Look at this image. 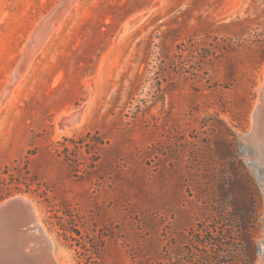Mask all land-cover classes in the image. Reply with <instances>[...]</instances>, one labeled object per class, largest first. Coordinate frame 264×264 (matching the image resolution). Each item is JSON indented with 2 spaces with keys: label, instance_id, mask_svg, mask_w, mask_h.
Returning a JSON list of instances; mask_svg holds the SVG:
<instances>
[{
  "label": "rangeland",
  "instance_id": "374dc122",
  "mask_svg": "<svg viewBox=\"0 0 264 264\" xmlns=\"http://www.w3.org/2000/svg\"><path fill=\"white\" fill-rule=\"evenodd\" d=\"M59 1L0 0V203L32 200L65 264L53 208L122 231L140 215L250 231L264 264V160L240 142L264 84V0H76L9 87Z\"/></svg>",
  "mask_w": 264,
  "mask_h": 264
},
{
  "label": "trees",
  "instance_id": "16d2710c",
  "mask_svg": "<svg viewBox=\"0 0 264 264\" xmlns=\"http://www.w3.org/2000/svg\"><path fill=\"white\" fill-rule=\"evenodd\" d=\"M48 223L68 248L77 264H254L255 235L250 231L213 228L171 229L162 216H138L129 230L99 228L93 215L75 214L70 208H53ZM90 216V219H89ZM93 218V219H91ZM114 243V250H106ZM106 255L110 262L101 263Z\"/></svg>",
  "mask_w": 264,
  "mask_h": 264
},
{
  "label": "water",
  "instance_id": "95a60500",
  "mask_svg": "<svg viewBox=\"0 0 264 264\" xmlns=\"http://www.w3.org/2000/svg\"><path fill=\"white\" fill-rule=\"evenodd\" d=\"M70 1L60 0L52 10H65ZM54 16L55 13L41 23L34 51L51 29ZM261 124L264 126V108L255 133L261 131ZM30 228L39 229V226L37 215L29 201L13 196L0 203V264H61L60 260L55 259L53 249L45 236L32 234ZM39 241L41 242L38 243ZM261 251L259 248V253Z\"/></svg>",
  "mask_w": 264,
  "mask_h": 264
},
{
  "label": "bare ground",
  "instance_id": "6f19581e",
  "mask_svg": "<svg viewBox=\"0 0 264 264\" xmlns=\"http://www.w3.org/2000/svg\"><path fill=\"white\" fill-rule=\"evenodd\" d=\"M76 2V0H71L67 6L64 8L65 10H59V11H54L52 10L50 12L49 15H47L43 20H41L36 28L34 29L32 35L30 36L27 44L24 46L23 48V54L20 58L19 64L15 69V72L13 74V76L10 78L9 80V87H13L16 85V83L18 82V80L23 76V74L26 72L27 66L30 64L31 59L33 58V56L41 49V47L44 45V43L46 42L47 38L49 37V35L51 34V32L53 31V29L55 27H57L58 25H60L61 20L65 17V15L67 14V12L69 11V9L72 7V5ZM53 13H55V16L53 17V21H52V25H51V29L48 31V33L46 34L42 44L40 46L37 47V49L34 51V44H35V40L37 38V31L39 30V28L41 27V23L44 22V20L46 18H48L50 15H52ZM29 57V59H27ZM260 88L262 90V93L260 94V100L257 102V106L255 109V112L253 113V119H252V131L249 132L248 135L242 136L240 138V142L241 144L245 147V148H249L250 151L251 149H253L256 153L260 154L261 158L264 160V126L262 125L261 131L258 132H254L255 128L258 126L259 124V116L264 108V84H260ZM8 95H10V88L7 90V92L5 93V97L7 98ZM10 97V96H9ZM4 100V98H0V103H2V101ZM252 150V151H253ZM249 154V153H248ZM248 162V159H247ZM251 167L254 168L255 172H259V168L257 167L258 164L251 161L249 162ZM21 197L22 199L29 201L30 204L32 205L33 209L35 210V213L37 215V220H38V226L39 229H35V228H30L32 234L41 237L40 235L45 236L47 242H49V244L51 245L52 249H53V255L55 257V259H58V256L56 255L55 252V248H54V242L52 241V239L50 238L49 234H47V232L45 231V227L43 226L41 219H40V215L39 212L36 208V206L34 205L35 203L32 202V200L30 201L28 198L24 197V196H18ZM41 241H39L38 243H40ZM61 264H65L64 262H61Z\"/></svg>",
  "mask_w": 264,
  "mask_h": 264
}]
</instances>
